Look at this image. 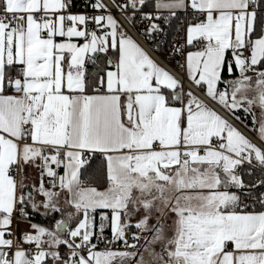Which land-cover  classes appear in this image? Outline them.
Listing matches in <instances>:
<instances>
[{
  "label": "snow or ice",
  "instance_id": "snow-or-ice-1",
  "mask_svg": "<svg viewBox=\"0 0 264 264\" xmlns=\"http://www.w3.org/2000/svg\"><path fill=\"white\" fill-rule=\"evenodd\" d=\"M0 264H264V0H0Z\"/></svg>",
  "mask_w": 264,
  "mask_h": 264
}]
</instances>
